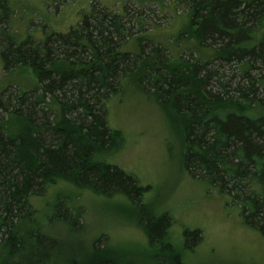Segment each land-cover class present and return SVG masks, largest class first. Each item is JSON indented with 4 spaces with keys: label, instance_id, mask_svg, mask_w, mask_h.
I'll list each match as a JSON object with an SVG mask.
<instances>
[{
    "label": "trees",
    "instance_id": "16d2710c",
    "mask_svg": "<svg viewBox=\"0 0 264 264\" xmlns=\"http://www.w3.org/2000/svg\"><path fill=\"white\" fill-rule=\"evenodd\" d=\"M31 1L0 0L4 69L26 65L38 78L32 89L8 85L0 91V264H50L59 253L62 241L50 232L51 224L74 226V212L66 209L67 219L65 210L55 209L46 228L31 201L59 178L105 194L142 195L134 175L103 158L122 139L108 124L107 104L125 80L145 92L150 87L165 104L177 122L187 172L228 194L243 220L264 234V0H177L186 11L188 59L168 57L160 46L146 51L147 36L134 30L142 31L147 21L129 15V0L117 9L91 2L75 26L42 38L32 33L42 26L43 10L58 13L66 0H44L42 9ZM130 40L137 50L122 49ZM11 116L24 124L9 132ZM144 215L163 264H184L166 241L170 216ZM184 234L201 237L198 229ZM92 255L66 259L118 264L106 246L95 243Z\"/></svg>",
    "mask_w": 264,
    "mask_h": 264
},
{
    "label": "rangeland",
    "instance_id": "374dc122",
    "mask_svg": "<svg viewBox=\"0 0 264 264\" xmlns=\"http://www.w3.org/2000/svg\"><path fill=\"white\" fill-rule=\"evenodd\" d=\"M32 1L37 4H32L34 8L42 9L40 4L44 0ZM125 1L66 0L58 5V13H50L54 11L52 7H47L49 13L43 10L42 26L32 34L42 38L49 30L68 31L91 2L117 9ZM126 3L133 19L141 15L147 21L142 31L134 30L137 36H147L146 51L160 46L167 49L168 57H190L192 44L183 33L186 11L177 0H164L161 4L150 0ZM38 20L35 18L34 24ZM122 49L135 51L138 44L130 40ZM8 85L20 92L32 89L38 85L37 73L26 65L5 71L0 57V91ZM122 89L107 104L108 124L120 131L122 139L103 158L134 175L144 191L132 199L123 192L105 194L62 177L43 195L33 196L36 220L46 228L55 209L62 213L65 210L67 219L66 209L74 212V226L64 222L51 224L50 232L62 242L50 264H68L67 257L90 260L95 243L100 248L106 246L118 264H163L160 246H153L145 231V213L151 217L170 216L166 241L180 252L184 264H264V234L243 220L239 205L228 194L220 192L209 180L187 172L177 122L169 119L162 108L165 104L150 93V87V92H145L131 80L122 82ZM23 124L11 116L6 126L11 132ZM196 229L200 230L198 241L185 236L186 230Z\"/></svg>",
    "mask_w": 264,
    "mask_h": 264
}]
</instances>
